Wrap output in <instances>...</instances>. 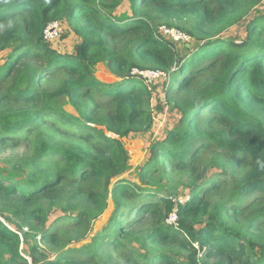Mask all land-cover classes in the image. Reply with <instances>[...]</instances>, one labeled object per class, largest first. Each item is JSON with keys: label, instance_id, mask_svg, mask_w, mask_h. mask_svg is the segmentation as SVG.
Masks as SVG:
<instances>
[{"label": "trees", "instance_id": "trees-1", "mask_svg": "<svg viewBox=\"0 0 264 264\" xmlns=\"http://www.w3.org/2000/svg\"><path fill=\"white\" fill-rule=\"evenodd\" d=\"M262 1L0 0V55L8 53L0 58V152L24 147L0 171V264H29L27 253L34 264H182L177 248L191 264L199 253L215 264H264V14L250 20L244 41L218 36ZM125 2L132 11L120 16ZM154 20L180 22L197 47L178 57ZM56 22L62 38L79 39L70 53L45 40ZM101 62L121 80H98ZM135 68L168 75L165 98L181 115L153 144L142 185L153 172L180 174L192 189L183 203L130 181L110 188L128 163L121 138L153 122V89ZM216 168L225 173L209 177ZM110 195L108 225L66 250L90 235ZM25 228L53 260L36 244L26 251Z\"/></svg>", "mask_w": 264, "mask_h": 264}, {"label": "rangeland", "instance_id": "rangeland-1", "mask_svg": "<svg viewBox=\"0 0 264 264\" xmlns=\"http://www.w3.org/2000/svg\"><path fill=\"white\" fill-rule=\"evenodd\" d=\"M131 6L128 2H125L120 10L118 11V15H124V14H130L131 13ZM264 14V0L258 4L253 5V7L247 12L246 16L238 23V22H230L229 24H232L229 26V24L225 25L227 26V29H225L222 33H220L218 36L221 39H232L236 42L244 41L247 38V28L248 23L250 20H252L255 17H260ZM54 24L58 25L59 28V35L53 42H48L50 47L54 49L55 51H59L60 53H70L75 48V45L79 43V39L75 34H71V36L67 38H62V35L64 33V29L62 27L61 22H56ZM156 24L155 28L157 27V36L161 35L159 28H166L169 29V33H164L166 36L161 35L163 38L167 39L168 41L172 42L174 45L178 57H184L190 53V49L192 47H197L195 44H197V39L194 38L192 35L188 34L186 31L182 30L181 27L183 26L180 22L177 21L174 28H170L159 22L158 20H154V23ZM64 26L66 28L65 31L69 30V27L66 22H64ZM182 33V36H187L186 39H183L181 37L179 38V41L175 39L177 37L178 32ZM173 34V35H172ZM179 34V33H178ZM8 56V53H2L0 55V58L2 60L5 59V57ZM93 72L96 76V78L102 82L105 83H117L121 79L115 78L111 72L108 69L106 62H101L96 64L93 67ZM133 75L137 77H142L146 80L147 85L153 89V95L151 98V111L153 113L152 118V125L151 128L148 129L146 132L143 133H135L133 135H130L129 137L121 138V141L128 153V163L125 172L119 176L117 179H115L110 186L112 189L115 184L119 181H130L131 183H134V185L143 186L144 188H149L151 192H157V196L159 198H166L171 197L173 198L177 203L179 201H188L191 197V191L192 189L188 187L189 183L191 181L180 175V174H174L172 177L169 176H163L159 174L158 172L152 173V180L153 183L148 185H142V181L140 178V171L145 166V164L151 159V148L153 144L157 141H163L166 139L169 131L173 130L176 127H179L180 125V118L181 115L178 111L174 110L175 106L173 104H170V102L165 98V82L167 79H169L168 75L161 74L159 72L151 71V70H140L138 68H135L133 70ZM60 106L64 107L67 112L74 114L71 110V108L66 105V100L60 101ZM100 129L106 130V127L101 125L98 126ZM108 136H112L111 134H108ZM114 137V136H113ZM117 138V137H114ZM119 139V138H117ZM24 152V147L19 148H9L5 149L2 152H0V171L3 170H10L12 166V161L14 157L20 153ZM225 173L224 170H219V168L213 169L210 172L209 177L215 176L217 174L222 175ZM163 176V177H162ZM154 194V193H153ZM116 209L115 201L110 195L107 210L105 213L94 222V227L90 235L82 241L74 242L73 244H70L67 249H74L79 248L84 245H88L92 238L96 236L100 231L106 227L114 214ZM61 215V211L57 208L54 210V213L50 217V222L53 223L55 220H57V217ZM3 221H5L4 218H2ZM17 225L20 224V221L16 223ZM169 224V223H168ZM48 225V224H47ZM24 233H30V230L28 228L23 229ZM139 235V234H138ZM24 236V234L22 235ZM29 238V244H27L26 251H29L31 246L37 245L42 253H45L49 259H54L56 257V253L46 247V244L43 243L42 238L39 234H27ZM32 236V237H31ZM140 236V235H139ZM135 245V244H134ZM139 247V245H136ZM177 253V259L182 264H191L193 263L194 259L191 258L190 253H188L186 250L182 248H177V252H174V254ZM29 264H34L32 257H30L27 253ZM42 264V263H39ZM116 264V263H115ZM196 264H215V258L207 259L204 257L203 253H199Z\"/></svg>", "mask_w": 264, "mask_h": 264}, {"label": "built area", "instance_id": "built-area-1", "mask_svg": "<svg viewBox=\"0 0 264 264\" xmlns=\"http://www.w3.org/2000/svg\"><path fill=\"white\" fill-rule=\"evenodd\" d=\"M159 31H160V34L163 36H166L164 33H166V32L169 33V29L162 28V27L159 28ZM178 33H177V37H175V39L177 41H179L178 37H181L182 40L186 39L187 36L184 37V36H182V33H180V32H178ZM58 35H59V28H58L57 24L53 23L45 30V40L47 42H53L58 37ZM188 40H189V38H188ZM179 202L183 203L184 201H179ZM177 221H178V216H177V213L175 212V213L171 214V216L168 220V223H169V225H174L175 223H177Z\"/></svg>", "mask_w": 264, "mask_h": 264}, {"label": "clouds", "instance_id": "clouds-1", "mask_svg": "<svg viewBox=\"0 0 264 264\" xmlns=\"http://www.w3.org/2000/svg\"><path fill=\"white\" fill-rule=\"evenodd\" d=\"M162 74V73H161ZM177 203V202H176ZM179 203H181V202H179Z\"/></svg>", "mask_w": 264, "mask_h": 264}]
</instances>
